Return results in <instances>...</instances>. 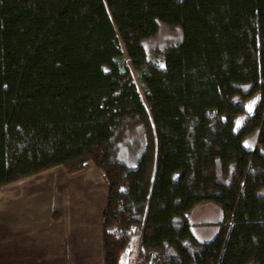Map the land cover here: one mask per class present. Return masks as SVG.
Wrapping results in <instances>:
<instances>
[{"label":"trees","instance_id":"trees-1","mask_svg":"<svg viewBox=\"0 0 264 264\" xmlns=\"http://www.w3.org/2000/svg\"><path fill=\"white\" fill-rule=\"evenodd\" d=\"M21 182L14 0H0V190Z\"/></svg>","mask_w":264,"mask_h":264},{"label":"crops","instance_id":"crops-1","mask_svg":"<svg viewBox=\"0 0 264 264\" xmlns=\"http://www.w3.org/2000/svg\"><path fill=\"white\" fill-rule=\"evenodd\" d=\"M8 189L0 190V264H24L21 182Z\"/></svg>","mask_w":264,"mask_h":264},{"label":"rangeland","instance_id":"rangeland-1","mask_svg":"<svg viewBox=\"0 0 264 264\" xmlns=\"http://www.w3.org/2000/svg\"><path fill=\"white\" fill-rule=\"evenodd\" d=\"M8 187H9V186H8ZM8 187L3 188V192L5 191L4 189H8ZM10 187H11V185H10ZM12 188H14L15 190H16V189H19L18 186H16V187L13 186ZM8 190H9V189H8ZM17 194L22 195L21 191L17 192L15 195H17ZM1 218H2V217H1Z\"/></svg>","mask_w":264,"mask_h":264},{"label":"snow or ice","instance_id":"snow-or-ice-1","mask_svg":"<svg viewBox=\"0 0 264 264\" xmlns=\"http://www.w3.org/2000/svg\"><path fill=\"white\" fill-rule=\"evenodd\" d=\"M251 110H252V109H251V106H249V111L251 112Z\"/></svg>","mask_w":264,"mask_h":264}]
</instances>
